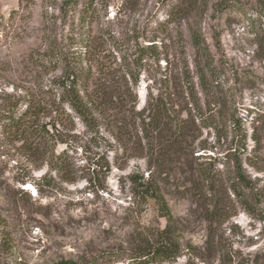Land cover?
Returning a JSON list of instances; mask_svg holds the SVG:
<instances>
[{"label":"rangeland","instance_id":"rangeland-1","mask_svg":"<svg viewBox=\"0 0 264 264\" xmlns=\"http://www.w3.org/2000/svg\"><path fill=\"white\" fill-rule=\"evenodd\" d=\"M179 1L0 0V264H139L130 258L132 250L166 223L151 203L132 196L129 175L146 176V160H126L121 151L95 140L75 114L71 129L60 127L69 143L57 148L66 151L72 165L68 178L74 181L47 165L36 168L10 129L9 117L17 118L29 100H39L41 86L58 73L39 68L37 58L50 48L72 57L86 40L99 42L97 54L109 63L130 55L137 42L155 40L159 69L177 75L189 66L202 98L195 62L225 63L233 108L248 131L243 167L259 194L260 217L250 215L231 190L223 194L220 214L210 217L204 203L166 189L183 226V255L172 264H264V10L258 0H198L188 18L170 16ZM227 2L233 6L222 8ZM154 72L141 76L138 108L146 103ZM233 73L248 79L234 82ZM42 95L44 102L50 100L49 93ZM201 139L214 146L208 150L213 156L235 146L232 135L218 142L208 130ZM100 157L110 164L107 174L95 170ZM219 169L226 181L228 171L222 164Z\"/></svg>","mask_w":264,"mask_h":264},{"label":"trees","instance_id":"trees-1","mask_svg":"<svg viewBox=\"0 0 264 264\" xmlns=\"http://www.w3.org/2000/svg\"><path fill=\"white\" fill-rule=\"evenodd\" d=\"M69 1L73 4L75 0ZM197 2L180 0L170 16L177 13L179 18H188ZM258 5L264 10L263 0H258ZM231 6L233 2H227L222 8ZM84 42V47L72 57L50 48L43 58H37L39 68L58 73L41 86L39 100H29L17 118L9 117L15 139L36 168L47 165L51 171L74 181L68 178L72 165L66 151L57 149L59 144L69 143L68 134L60 127H73L72 114L83 122L92 138L104 141L111 150L121 151L126 160L145 159L147 175L139 172L129 175L132 196L151 203L166 223L150 230L132 250L130 258L139 264H172L183 255V226L171 211L166 189L189 194L204 203L210 217L220 214L223 194L231 190L250 215L260 217L256 210L259 194L243 167L248 131L233 108L229 70L222 60L202 58L195 62L202 98L189 66L182 67L177 75L159 69L155 40L150 44L137 42L130 55L114 58L112 63L99 58L96 51L99 42L97 46L94 40ZM193 43L201 45L196 32ZM148 69L155 71L151 76L153 85L149 86L144 107L138 108L137 88ZM230 77L234 82L248 79L238 73ZM43 92L50 94V100L44 102ZM47 115L50 122H42ZM204 130L212 131L218 142L232 135L235 146L224 156L208 154L214 146L201 139ZM253 138L260 142L255 129ZM100 158L95 170L107 174L110 164ZM220 164L230 175L226 181L221 180ZM250 165L254 166L251 162ZM55 264L75 263L62 260Z\"/></svg>","mask_w":264,"mask_h":264},{"label":"bare ground","instance_id":"bare-ground-1","mask_svg":"<svg viewBox=\"0 0 264 264\" xmlns=\"http://www.w3.org/2000/svg\"><path fill=\"white\" fill-rule=\"evenodd\" d=\"M142 100H144V95H142Z\"/></svg>","mask_w":264,"mask_h":264}]
</instances>
